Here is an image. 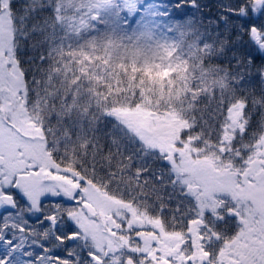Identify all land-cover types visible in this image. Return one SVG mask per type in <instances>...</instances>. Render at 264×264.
I'll use <instances>...</instances> for the list:
<instances>
[{"label": "trees", "instance_id": "trees-1", "mask_svg": "<svg viewBox=\"0 0 264 264\" xmlns=\"http://www.w3.org/2000/svg\"><path fill=\"white\" fill-rule=\"evenodd\" d=\"M142 1L157 8L147 45L136 38L138 18L99 11L89 0H6L12 52L24 107L54 165L154 220L162 232L187 236L199 215L194 200L174 182L162 154L146 148L110 112L141 107L173 113L187 125L181 138L215 157L226 145L228 116L237 107L240 123L230 150L247 158L264 133V80L250 76L257 65L249 66L236 44L237 29L258 26L242 40L244 50L255 51L264 12L253 16L240 0ZM233 10L247 19L231 15ZM259 71L264 77V66ZM73 204L62 198L39 202L36 212L52 224L22 207L10 219L26 244L52 249L46 264H95L75 238L78 230L72 224L71 233L66 230ZM208 225L222 242L223 224Z\"/></svg>", "mask_w": 264, "mask_h": 264}, {"label": "rangeland", "instance_id": "rangeland-1", "mask_svg": "<svg viewBox=\"0 0 264 264\" xmlns=\"http://www.w3.org/2000/svg\"><path fill=\"white\" fill-rule=\"evenodd\" d=\"M89 1L99 11L123 14L126 13L123 9L129 3V0ZM254 4L258 7H252L253 12H264V7H259L264 5V0ZM143 5L146 10L151 9L154 17L157 8L151 4ZM138 20L136 38L147 45L153 37L155 19L147 26ZM254 37L259 48L264 49V33L255 34ZM0 82V155L5 157V163L0 166V195L12 196L11 191L7 190L9 183L25 188L26 195L35 202V207L30 210L32 212H36L40 201L36 192L26 190L28 184L38 182L40 191L50 199L56 196L64 200L70 198L75 207L67 214V219L78 230L75 238L81 239L92 260H100L99 264H158L163 258L160 254L162 248L158 244L146 261L139 260V252L146 248L149 239L156 236L166 244L172 243L175 247L180 244L184 263L192 264L199 257H204V250L209 249L206 247L215 242L211 235L204 233L208 222L222 224L228 216L240 224L246 220L251 222L256 210L262 216L256 220L262 218L261 229L264 235V133L247 158L234 154L230 150V143L239 129L240 114L237 107L228 116L224 136L226 145L219 148L215 157L204 155L203 151L192 147L190 141L181 138L187 125L173 113L154 114L141 107L110 112L146 148L162 154L174 182L182 187L184 195L192 198L198 208L199 215L189 224L187 236L164 232L157 236L158 224L154 220L140 216L132 207L105 197L89 184L73 177L70 172H63L52 162L39 128L24 107V84L12 52V29L6 0H0ZM36 159L41 161L36 162ZM30 162L33 165L28 166ZM251 183H255L253 188L243 191L251 207L241 206L240 184L249 187ZM193 186L199 187L195 197L191 196ZM21 210V207L16 208L14 217H19ZM8 223L13 224L10 220ZM214 238L220 249L212 263L224 264L226 244H222L216 235ZM239 239L235 237L233 240Z\"/></svg>", "mask_w": 264, "mask_h": 264}, {"label": "snow or ice", "instance_id": "snow-or-ice-1", "mask_svg": "<svg viewBox=\"0 0 264 264\" xmlns=\"http://www.w3.org/2000/svg\"><path fill=\"white\" fill-rule=\"evenodd\" d=\"M241 6L244 8L253 7L257 8L256 4H252L251 0H240ZM179 3V0L177 4ZM192 7H197L198 5H191ZM182 6L176 7V9H181ZM259 7H264L260 5ZM127 15L141 20V23L144 25H150L154 19L151 15V9L146 10V6L142 4V0H129L128 5L123 9ZM231 15L239 16L241 19H247L246 13H241L233 10ZM253 16H258L259 11H254ZM126 23V22H125ZM256 24H250L248 28L245 29L244 24L239 26L237 29V39L236 44L239 45L240 49L243 50V54L248 58L249 66L257 65L256 71L254 73L250 72V76L253 79H262L264 77L260 76L259 68L264 66V49L257 48L255 51L244 50L245 46L242 43L244 32H250L252 28H257ZM243 30V31H241ZM231 32V29L229 30ZM40 184L32 183L26 186V190L29 192H36L39 196V201L41 205L43 202L48 200L49 197L46 194H43L40 191ZM7 190L11 191L13 203H5L0 201V264H45L48 254L52 251L49 247H40L35 248L25 243L24 233L20 232V236H17V231L14 224L8 223L10 219H15L14 213L16 208H28L29 210L35 207V202L32 201L29 195H26L25 188H22L19 185L9 183L7 185ZM53 200L61 199L60 196L52 197ZM20 201H23V205L20 204ZM65 203H71L70 198H65ZM55 211V209H53ZM29 215L33 219L39 220L40 223L52 224L51 220L47 219L46 214L42 211L32 212L29 211ZM44 216V219L41 220L40 217ZM64 219L63 216L58 217V221ZM53 225V228L57 227ZM66 230L70 234L72 231L71 221L66 225ZM70 236L68 242H70ZM57 257L59 258V253L57 252Z\"/></svg>", "mask_w": 264, "mask_h": 264}, {"label": "flooded vegetation", "instance_id": "flooded-vegetation-1", "mask_svg": "<svg viewBox=\"0 0 264 264\" xmlns=\"http://www.w3.org/2000/svg\"><path fill=\"white\" fill-rule=\"evenodd\" d=\"M1 86V82H0ZM1 90V89H0ZM5 163V157L0 155ZM41 160L36 159V162H40ZM3 163V164H4ZM33 165V163H29L28 166ZM2 166V165H1ZM242 184V183H241ZM240 184L241 188V197H240V204L246 205L248 207H251L249 205V200L245 197L244 189H252L255 183H251L249 187H244ZM244 212V211H243ZM259 217H262L260 215V211L256 210L254 219L251 222L241 221V224L238 220L232 218L231 216H228V219H226L222 224L225 232V238L222 241V244H226L225 247V254H224V264H264V235L261 229V220H256ZM206 218H210L207 216ZM210 223V222H208ZM211 227V225H205L204 233L210 234L213 236L214 234L208 233L207 228ZM157 236L159 234H163L160 229H156ZM164 234H171V235H179L177 233H164ZM241 236V237H240ZM235 237L241 238L239 241H234L233 239ZM214 244L206 247L209 249L204 250V257H199L195 263L192 264H213L212 260L213 258H217V253L220 249V246L216 243V239ZM232 243V245H231ZM159 245L161 251L160 254L162 255V260L158 263H169V264H187L184 263L182 258V252L179 247H175L172 243H164L160 241L156 236L152 239L148 240L146 248L141 250L139 252V260L141 262L146 261L149 254L153 251L155 246ZM231 245V246H230ZM174 246V247H173ZM173 247V248H171ZM144 250H147L145 253H143ZM168 250V251H167ZM212 254V256H210ZM134 264H142L140 262H136Z\"/></svg>", "mask_w": 264, "mask_h": 264}, {"label": "water", "instance_id": "water-1", "mask_svg": "<svg viewBox=\"0 0 264 264\" xmlns=\"http://www.w3.org/2000/svg\"><path fill=\"white\" fill-rule=\"evenodd\" d=\"M3 164V158L0 157V165ZM198 190H199V187L198 186H193L191 188V194L192 196H196V194L198 193ZM0 200L5 202V203H13L12 201V197L11 196H8V195H2L0 196ZM147 250H144L143 253H145ZM97 264L99 263L98 260L95 261ZM161 264H169V263H161Z\"/></svg>", "mask_w": 264, "mask_h": 264}]
</instances>
